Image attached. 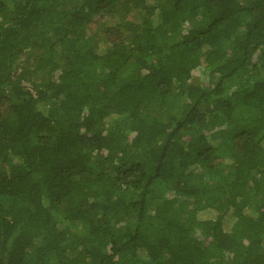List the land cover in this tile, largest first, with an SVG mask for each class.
<instances>
[{"label": "trees", "instance_id": "1", "mask_svg": "<svg viewBox=\"0 0 264 264\" xmlns=\"http://www.w3.org/2000/svg\"><path fill=\"white\" fill-rule=\"evenodd\" d=\"M0 264H264V0H0Z\"/></svg>", "mask_w": 264, "mask_h": 264}, {"label": "rangeland", "instance_id": "2", "mask_svg": "<svg viewBox=\"0 0 264 264\" xmlns=\"http://www.w3.org/2000/svg\"><path fill=\"white\" fill-rule=\"evenodd\" d=\"M96 27V26H95ZM93 29H95V28H93Z\"/></svg>", "mask_w": 264, "mask_h": 264}]
</instances>
